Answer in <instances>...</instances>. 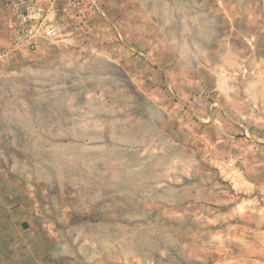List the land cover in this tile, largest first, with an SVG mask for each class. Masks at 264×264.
I'll return each instance as SVG.
<instances>
[{
  "label": "rangeland",
  "instance_id": "1",
  "mask_svg": "<svg viewBox=\"0 0 264 264\" xmlns=\"http://www.w3.org/2000/svg\"><path fill=\"white\" fill-rule=\"evenodd\" d=\"M15 35L0 227L24 204L50 264H264V0H0Z\"/></svg>",
  "mask_w": 264,
  "mask_h": 264
},
{
  "label": "crops",
  "instance_id": "2",
  "mask_svg": "<svg viewBox=\"0 0 264 264\" xmlns=\"http://www.w3.org/2000/svg\"><path fill=\"white\" fill-rule=\"evenodd\" d=\"M26 210L23 204V227H0V256L13 259V263L17 258L23 259V264H50L48 256L53 257L48 250L46 253V249L51 247L50 240L45 241L44 227L25 226V222H29L24 215ZM13 229L17 237L12 235ZM19 235L21 240L18 239Z\"/></svg>",
  "mask_w": 264,
  "mask_h": 264
},
{
  "label": "built area",
  "instance_id": "3",
  "mask_svg": "<svg viewBox=\"0 0 264 264\" xmlns=\"http://www.w3.org/2000/svg\"><path fill=\"white\" fill-rule=\"evenodd\" d=\"M7 1L11 6L14 7V10L17 11L20 8L21 0H5ZM24 4V0H23ZM34 14L38 17V20L41 21L37 24L35 30L41 31L43 35L46 37H52L56 34L58 31V27L55 24H47L44 20V13L41 8H36L34 10ZM22 20L24 22H28L29 19L25 16H23ZM24 40H26L23 36L18 37L17 35L13 36L12 38V44L4 51L0 52V65L5 61L12 57L14 53L17 52V50L21 47H23Z\"/></svg>",
  "mask_w": 264,
  "mask_h": 264
}]
</instances>
